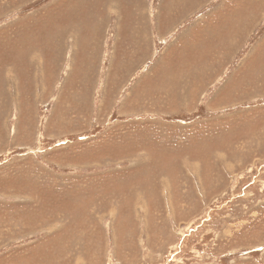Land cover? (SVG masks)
Segmentation results:
<instances>
[{
    "label": "rangeland",
    "instance_id": "1",
    "mask_svg": "<svg viewBox=\"0 0 264 264\" xmlns=\"http://www.w3.org/2000/svg\"><path fill=\"white\" fill-rule=\"evenodd\" d=\"M0 264H264V0H0Z\"/></svg>",
    "mask_w": 264,
    "mask_h": 264
}]
</instances>
